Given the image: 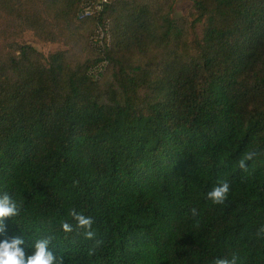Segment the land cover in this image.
<instances>
[{
    "label": "trees",
    "instance_id": "obj_1",
    "mask_svg": "<svg viewBox=\"0 0 264 264\" xmlns=\"http://www.w3.org/2000/svg\"><path fill=\"white\" fill-rule=\"evenodd\" d=\"M178 1L108 0L95 78L83 0H0V194L20 209L0 241L51 236L63 264H264V0Z\"/></svg>",
    "mask_w": 264,
    "mask_h": 264
},
{
    "label": "clouds",
    "instance_id": "obj_2",
    "mask_svg": "<svg viewBox=\"0 0 264 264\" xmlns=\"http://www.w3.org/2000/svg\"><path fill=\"white\" fill-rule=\"evenodd\" d=\"M256 155L255 151L246 152L238 161V167L247 171V162L251 161ZM229 191V183L223 181L207 193V198L213 204H223L228 197ZM19 211L16 201L7 192L0 194V231H3L4 218L17 216ZM192 214L194 216L197 214L195 209H192ZM70 215L76 221L75 231L77 234H81V230H83L82 234L85 239H94L96 233L92 230V217L85 216L75 210H72ZM61 228L65 233L74 231L73 225L68 222L62 223ZM260 232H264V227L260 229ZM51 240V236L37 239L33 244L34 251L31 254L26 253L24 247H22L25 243L22 236L0 241V264H63V257L55 256L49 248ZM96 243L99 244L100 241ZM215 264H236V257L233 256L231 260L217 258Z\"/></svg>",
    "mask_w": 264,
    "mask_h": 264
},
{
    "label": "built area",
    "instance_id": "obj_3",
    "mask_svg": "<svg viewBox=\"0 0 264 264\" xmlns=\"http://www.w3.org/2000/svg\"><path fill=\"white\" fill-rule=\"evenodd\" d=\"M107 1L83 0L79 14L80 18L88 16H94L96 18L95 27L90 35L89 41L98 54V60L88 70V73L95 78H101L110 63L107 52L112 42L111 25L110 20L102 15L104 4Z\"/></svg>",
    "mask_w": 264,
    "mask_h": 264
},
{
    "label": "rangeland",
    "instance_id": "obj_4",
    "mask_svg": "<svg viewBox=\"0 0 264 264\" xmlns=\"http://www.w3.org/2000/svg\"><path fill=\"white\" fill-rule=\"evenodd\" d=\"M191 0H179L176 5V13H187L191 7ZM22 41L31 43L37 49L47 54L48 52L56 49L58 46L56 44L42 43L35 38L31 31H26L24 36L21 38Z\"/></svg>",
    "mask_w": 264,
    "mask_h": 264
}]
</instances>
